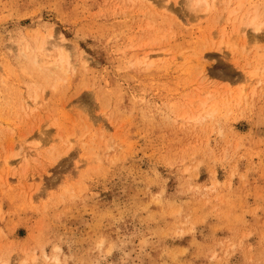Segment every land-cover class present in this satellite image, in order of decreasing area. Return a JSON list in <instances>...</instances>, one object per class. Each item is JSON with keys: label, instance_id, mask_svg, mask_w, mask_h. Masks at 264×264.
I'll return each instance as SVG.
<instances>
[{"label": "rangeland", "instance_id": "374dc122", "mask_svg": "<svg viewBox=\"0 0 264 264\" xmlns=\"http://www.w3.org/2000/svg\"><path fill=\"white\" fill-rule=\"evenodd\" d=\"M189 1L0 0V264H264V0Z\"/></svg>", "mask_w": 264, "mask_h": 264}, {"label": "bare ground", "instance_id": "6f19581e", "mask_svg": "<svg viewBox=\"0 0 264 264\" xmlns=\"http://www.w3.org/2000/svg\"><path fill=\"white\" fill-rule=\"evenodd\" d=\"M174 1L177 2L178 0H174ZM243 1L244 0L238 1L239 5L237 4L236 9H233L234 4L232 1H230V3H228V5H227V10L229 11L228 21H231V24L234 26L242 19V16L240 15V13L243 10ZM189 2L191 4L194 3L195 8H196L195 9L196 12H204L206 15H210L216 9V4H217V2H220V0H190ZM257 20H258V16L253 18L248 26L253 28L259 34V32H261V30H262L261 29L262 25L258 24ZM234 32L237 34V37L239 39L244 40L245 44L248 42L249 36H248L246 29H241V28L235 29ZM221 34H222L221 37L225 38V31H223ZM213 35H212V38H213ZM62 46H63V44L60 45V44H57L56 42L55 43L52 42V43H50L49 48L45 49L42 47L40 49V52H45L47 55H49V58L51 59L52 57H50V53L55 54L56 50H58V49L61 51L62 50L64 51ZM28 50L29 49L24 50V55L27 53ZM52 61H53V64L55 65L56 71H62V72L67 71V68L65 67V65L66 64L70 65V59L69 58L66 59L63 55H61V56H58V54L55 55V57L52 58ZM38 106H39L38 101H36L33 104L34 110H36ZM47 133H50V132H47ZM43 135H45V134H42V136ZM31 159H32V154L29 153L23 157L22 162L27 164L30 162ZM19 161L20 160L11 161V159H8L6 162L7 169H15L16 165H17V163H19ZM23 177H25V176H23Z\"/></svg>", "mask_w": 264, "mask_h": 264}]
</instances>
